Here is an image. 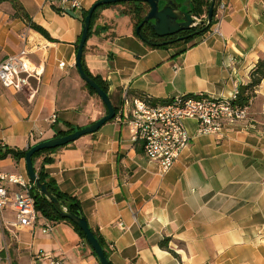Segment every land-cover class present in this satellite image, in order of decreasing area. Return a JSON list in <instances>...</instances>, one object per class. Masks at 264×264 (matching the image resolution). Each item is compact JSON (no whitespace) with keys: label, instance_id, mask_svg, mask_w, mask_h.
Listing matches in <instances>:
<instances>
[{"label":"crops","instance_id":"0c3cea01","mask_svg":"<svg viewBox=\"0 0 264 264\" xmlns=\"http://www.w3.org/2000/svg\"><path fill=\"white\" fill-rule=\"evenodd\" d=\"M15 1L41 31L15 17L10 0H0V62L26 46L41 76L20 93L0 84V151L27 150L106 114L76 68L81 12L99 0H77L81 10L74 17L54 1ZM219 4L225 9L211 27L218 23L220 34L210 27L188 44L150 47L121 5L100 11L98 32L86 41L83 64L105 83L116 116L48 154L52 161L43 171L77 200L109 264H264V80L251 94L246 121L226 123L218 135H198L197 123L184 120L189 147L165 174L131 141L122 115L125 99L228 98L248 85L264 58V0ZM0 172L27 177L24 158L0 159ZM14 222L10 209L2 212L0 264H51L39 253L61 264H99L66 222L41 215L31 226ZM46 222L52 228L43 234Z\"/></svg>","mask_w":264,"mask_h":264},{"label":"built area","instance_id":"2783aa9c","mask_svg":"<svg viewBox=\"0 0 264 264\" xmlns=\"http://www.w3.org/2000/svg\"><path fill=\"white\" fill-rule=\"evenodd\" d=\"M45 1L56 2L63 13L68 10H81V4L77 0ZM224 9V4H218L216 14ZM193 18L196 21L204 20L206 15L202 19ZM210 32L220 34L219 24L215 23ZM29 55L30 50L24 46L18 54L8 56L0 62V84L4 88L20 93L31 87V79L38 80L41 76L40 67L30 62ZM238 95L239 89L235 88L228 98L179 96L164 104L125 99L122 115L131 141L139 144L145 157L156 162L159 172L165 174L189 147L191 138L184 127V120L190 119L197 123L198 135H218L226 123L248 119L247 108L235 103ZM50 121L54 123L55 117ZM12 186L16 187V190H13ZM33 187L25 176L0 172V216L2 212L10 209L15 217L13 227L31 226L40 215L35 210L31 195ZM51 228L52 224L46 222L42 226V233H48ZM39 255L48 259L51 264H61L50 259L48 254Z\"/></svg>","mask_w":264,"mask_h":264},{"label":"water","instance_id":"95a60500","mask_svg":"<svg viewBox=\"0 0 264 264\" xmlns=\"http://www.w3.org/2000/svg\"><path fill=\"white\" fill-rule=\"evenodd\" d=\"M185 1V2H184ZM216 0H209V6L207 8L206 19H202L196 21L192 14L190 8V2L188 0H99L92 5V7L87 11V15L82 24V32L77 45L76 52V68L81 81H83L86 85H88L95 93L96 96L100 99L101 103L104 105L106 109V114L96 122L91 125L71 132L64 136L54 137L52 139L42 141L40 143L32 146L25 154L24 161L26 166V174L29 181L33 184V186L39 191V193L44 196L46 199L51 201L54 207L57 209L60 217L62 219L69 220L78 229L82 232L85 237L86 242L89 247L92 249L94 254L96 255L99 264H109L107 257L105 256L104 250L101 248L99 242L93 235L88 223L83 216L82 212L72 213L67 209V205L69 203L68 200L57 201L51 193L48 192L47 188L44 184H42L37 176L35 168L33 166L32 157L34 154L43 151V150H53L56 148H61L70 143L75 142L79 138L92 134L98 131L105 123L113 120L115 118L116 109L113 107L110 98L107 93H105L97 83L91 79L83 70L82 67V58L86 45V41L88 39V32L90 27V22L94 11L102 6L106 5H115L119 3H128V2H141L147 5V12L142 20V22L138 25L135 30V33L138 37H141L140 30L144 25H148L153 34L158 39L167 38L175 36L182 32H188L193 27L199 25L204 26V29L210 27L212 18H213V10L215 6ZM68 15L74 17V13L70 10L66 11ZM200 31L198 33L203 32ZM197 33L190 34L187 37L178 39L179 41L187 40L190 37H193ZM142 41L145 39L140 38ZM146 43L153 47H162L170 44V42H159L152 43L146 41Z\"/></svg>","mask_w":264,"mask_h":264},{"label":"trees","instance_id":"16d2710c","mask_svg":"<svg viewBox=\"0 0 264 264\" xmlns=\"http://www.w3.org/2000/svg\"><path fill=\"white\" fill-rule=\"evenodd\" d=\"M188 1L190 2L191 14L194 17H196L198 19H202V17L207 14V8L209 6V0H188ZM10 2L12 4V6H13V9L15 10V17L20 18L21 20H23L31 28H33V29H35V30H37L39 32L41 31L38 27H36L35 25H32L30 23V20H29L27 14L25 13L24 9L22 8V6L17 1L10 0ZM218 4H219V0H216L215 1V6H214V10H213V18H212L211 25L214 23V17L216 15V7L218 6ZM115 5H121V6H123L125 8V13L128 14L130 16L131 20L133 21V27H134L135 30L138 27V25L142 22L145 14H146V12L148 10L147 5H145V4L141 3V2L119 3V4H115ZM109 6H111V5H106V6L99 7V8H97L94 11V13L92 15V18H91V22H90L88 38L93 33H97L98 32V29L94 28L95 20L97 19L98 14L100 13V11L103 10L104 8H106V7H109ZM86 15H87V11L81 12L80 18H81L82 22L84 21ZM211 25H210V27H211ZM209 28L203 30L204 26L197 25V26L193 27L190 31L186 32V34H185V35H189V34L197 33L193 37H190L187 40H183L181 42H179V40H176V41L170 42V44L171 45L188 44V43H190L192 41V39L194 37H196L198 35H202L205 32H207L209 30ZM202 30H203V32L198 33V32H200ZM140 35H141V37H139V38L145 39V41H143L145 43H146V41L152 42V43H159L158 38L155 37V35L153 34V31L151 30V28L148 25H144L141 28ZM166 46H162L161 48H165ZM150 47H153V46H150ZM82 67H83L84 72L91 79H93L97 83V85L105 93H107V87H106L105 83L100 81V79H98V77L92 76L87 71V69L85 68V66L83 64V59H82ZM263 80H264V58L260 59L257 62V64L255 65L254 69L251 71V73H250V82L248 83V85H246V86H244L243 88L240 89L239 95H238L237 100H236L235 103L238 104L241 107H246L247 108L249 99L251 97V94L253 93L254 89L256 87H258ZM84 87L87 89V91L90 94H92L95 97H97L96 93L88 85H86L85 83H84ZM153 103H158V102H153ZM164 103H165V101L160 102V104H164ZM71 132H74V129L70 128V129H68L65 132H59V133H57V137L67 135V134H69ZM31 147H29L27 150H3V151H0V159H4V158H6L8 156L13 158L14 160L23 159L25 154H26V152ZM58 149L59 148H56V149H53V150H43V151H40V152L34 154L33 157H32L33 166L35 168V171L37 173L39 181L42 184L45 185V187L47 188L48 192L51 193V195L57 201L68 200L69 203L67 205V209L70 212H72V213H78L79 211H81V209H80V206H79V203L77 202V200H75L73 198H70V197H67L65 194L60 192L59 189L57 188L56 184L54 183V181L49 180L47 175L43 171V165L46 164V163H50L52 161L50 158L47 157L48 154H50V153H52V152H54V151H56ZM40 159H41V163H40L39 166H37V161L40 160ZM31 195H32V197L34 199L35 210L37 211V213H39L42 217H44V218H46L47 220H50V221H63V222L68 223L77 232L79 237L82 238L86 242L84 235L78 229V227L75 226L69 220L62 219L60 217L57 209L51 203V201H49L44 196H42L35 187H33L32 191H31ZM91 231H92L93 235L95 236V238L97 239V241L99 242L101 248L104 250L105 256L107 257L106 247H105L104 242L102 241L100 235L98 234L97 231H94L92 229H91ZM167 243H168V240H165L164 242H162L161 246H165V245H167ZM87 245H88V243H87ZM93 254H94V252H93Z\"/></svg>","mask_w":264,"mask_h":264},{"label":"flooded vegetation","instance_id":"af4514ba","mask_svg":"<svg viewBox=\"0 0 264 264\" xmlns=\"http://www.w3.org/2000/svg\"><path fill=\"white\" fill-rule=\"evenodd\" d=\"M185 34H186V32H182V33H179L175 36L162 38V39H158V40H159V42H173V41H176L180 38H184V37H187L190 35V34L189 35H185Z\"/></svg>","mask_w":264,"mask_h":264}]
</instances>
